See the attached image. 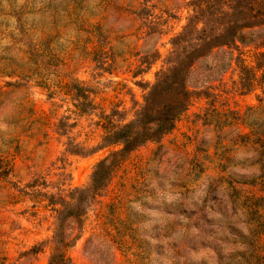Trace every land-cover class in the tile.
Segmentation results:
<instances>
[{
  "label": "rangeland",
  "instance_id": "obj_1",
  "mask_svg": "<svg viewBox=\"0 0 264 264\" xmlns=\"http://www.w3.org/2000/svg\"><path fill=\"white\" fill-rule=\"evenodd\" d=\"M190 1L0 0V264L50 263L59 204L121 148L104 127L135 119ZM187 86L174 129L68 219L64 264H264V26Z\"/></svg>",
  "mask_w": 264,
  "mask_h": 264
},
{
  "label": "trees",
  "instance_id": "obj_2",
  "mask_svg": "<svg viewBox=\"0 0 264 264\" xmlns=\"http://www.w3.org/2000/svg\"><path fill=\"white\" fill-rule=\"evenodd\" d=\"M189 10L186 25L171 40V65L157 75L135 119L122 126L104 127L103 144L121 148L97 164L88 187L74 190L70 200L59 204L56 247L49 264L65 263L66 222L82 217L84 201L104 189L121 158L147 142H159L174 129L191 99L187 81L194 63L216 48L234 45L243 30L264 26V0H191ZM256 179L249 184L255 186Z\"/></svg>",
  "mask_w": 264,
  "mask_h": 264
}]
</instances>
